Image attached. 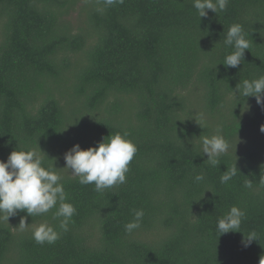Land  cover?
Instances as JSON below:
<instances>
[{
  "label": "trees",
  "instance_id": "16d2710c",
  "mask_svg": "<svg viewBox=\"0 0 264 264\" xmlns=\"http://www.w3.org/2000/svg\"><path fill=\"white\" fill-rule=\"evenodd\" d=\"M76 2L0 0V159L15 147H40L45 166L62 168L74 144L86 149L124 130L138 151L126 183L103 192L57 169L76 208L68 230L56 208L33 217L19 211L0 222V264H259L264 105L235 89L264 75V0H229L226 11L201 19L193 0H86L84 25L74 27ZM233 23L251 47L226 68ZM218 126L233 147L213 167L200 155V137ZM235 161L237 175L221 184ZM233 205L246 213L242 232L218 237L217 220ZM133 209L144 217L129 235ZM21 217L31 223L23 232ZM45 221L60 232L53 244L32 237ZM250 232L258 240L245 246Z\"/></svg>",
  "mask_w": 264,
  "mask_h": 264
},
{
  "label": "clouds",
  "instance_id": "9594fccd",
  "mask_svg": "<svg viewBox=\"0 0 264 264\" xmlns=\"http://www.w3.org/2000/svg\"><path fill=\"white\" fill-rule=\"evenodd\" d=\"M104 3L107 6H112L123 3V0H104ZM228 3L229 0H193V7L201 19L208 15V10L216 15L226 11ZM247 36L242 24L233 23L229 26L224 38V45L231 48L232 51L225 55L222 62L226 68H236L244 61L245 50L251 47ZM235 92L245 98L254 96L258 104L264 105V75L251 80L244 79L242 83L236 85ZM201 120H203V116H201ZM196 122L203 127L201 122L197 120ZM260 130L264 132V125H261ZM200 143V155L206 154V160L213 167H217L220 164L218 158L228 153L233 147L232 142L225 137L219 126L211 136L200 137ZM237 143L238 136L234 150H236ZM137 151L138 147L130 139L127 130L110 134L97 145L86 149L81 148L79 143L74 144L64 153L65 165L62 168L55 167L54 161L51 165L45 166L44 156L41 153L45 155L46 153L40 147L39 150L35 148L17 150L15 147L6 160L0 159V222L9 223V218L18 214L19 211H26L28 216L33 217L41 216L56 208L54 218H62L59 228L67 231L69 222L76 213V208L67 200L62 175L57 169L67 170L73 177L79 178L80 184L94 185L95 191L103 192L116 185L126 183L129 165ZM237 172L235 161L231 168L227 167V170L222 172L220 183L227 184L237 175ZM194 180L197 183L201 182L204 180V175L197 174ZM259 183L264 185V177L260 178ZM244 187L251 189L253 187L252 180H246ZM132 212L133 219L124 226L125 233L129 235L141 227L144 217L143 209H133ZM245 216L246 213L243 209L236 205L231 206L217 220L215 231L218 237L230 231H241V224ZM30 224L26 223V217H21L16 228L23 232ZM59 236L60 232L47 221L32 228V237L37 244H53L59 239ZM253 240H258L256 232H250L247 236L244 234L242 242L247 246ZM259 264H264V255L260 257Z\"/></svg>",
  "mask_w": 264,
  "mask_h": 264
},
{
  "label": "rangeland",
  "instance_id": "374dc122",
  "mask_svg": "<svg viewBox=\"0 0 264 264\" xmlns=\"http://www.w3.org/2000/svg\"><path fill=\"white\" fill-rule=\"evenodd\" d=\"M86 0H77L74 9L71 10L70 20L74 27L83 26L85 20V12L83 7L85 8Z\"/></svg>",
  "mask_w": 264,
  "mask_h": 264
}]
</instances>
